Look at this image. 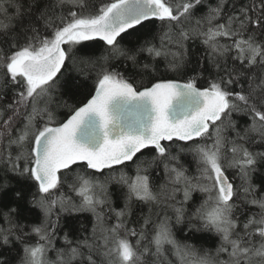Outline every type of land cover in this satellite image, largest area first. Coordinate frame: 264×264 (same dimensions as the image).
Listing matches in <instances>:
<instances>
[{
  "label": "snow or ice",
  "instance_id": "obj_1",
  "mask_svg": "<svg viewBox=\"0 0 264 264\" xmlns=\"http://www.w3.org/2000/svg\"><path fill=\"white\" fill-rule=\"evenodd\" d=\"M0 264H264V0H0Z\"/></svg>",
  "mask_w": 264,
  "mask_h": 264
},
{
  "label": "trees",
  "instance_id": "obj_2",
  "mask_svg": "<svg viewBox=\"0 0 264 264\" xmlns=\"http://www.w3.org/2000/svg\"><path fill=\"white\" fill-rule=\"evenodd\" d=\"M96 47L97 48H100L102 47V42L100 41H97L96 42ZM61 117L63 116V113L61 112L59 114ZM147 155V153H145ZM185 162L190 166L191 170L194 172L195 171V164L194 162H192V158L191 156H187L185 157ZM130 175H133L134 172L132 171V166L129 165V168L126 169ZM89 175H93L94 173L89 170L88 172ZM157 175H159V173H157ZM236 183H239V180L237 179L236 180ZM65 191H67V189L65 188L64 189ZM111 190L116 193L117 192V187L115 185L111 186ZM197 197H199V194H195ZM114 199L116 201L115 203V206L117 208L121 207L122 206V202L120 201V199L118 198V195L117 196H114ZM139 211V206L137 208V213ZM144 211H147L146 208H144ZM133 220H136V214L133 215L132 217ZM91 221H92V216L90 213H81V214H75L73 216H70V217H66L65 218V226H66V229L67 230H70L74 235L79 232L80 228H81V225L87 227L88 229H91ZM210 235V234H209ZM177 238L178 239H182L183 238V234L179 231H177ZM208 245H211L212 244V239H208L205 241ZM59 241H58V246H59Z\"/></svg>",
  "mask_w": 264,
  "mask_h": 264
}]
</instances>
